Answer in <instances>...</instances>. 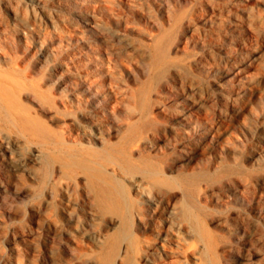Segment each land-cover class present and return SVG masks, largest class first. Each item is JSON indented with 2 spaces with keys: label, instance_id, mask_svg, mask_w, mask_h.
<instances>
[{
  "label": "rangeland",
  "instance_id": "obj_1",
  "mask_svg": "<svg viewBox=\"0 0 264 264\" xmlns=\"http://www.w3.org/2000/svg\"><path fill=\"white\" fill-rule=\"evenodd\" d=\"M260 137L264 0H0V264H264Z\"/></svg>",
  "mask_w": 264,
  "mask_h": 264
},
{
  "label": "bare ground",
  "instance_id": "obj_2",
  "mask_svg": "<svg viewBox=\"0 0 264 264\" xmlns=\"http://www.w3.org/2000/svg\"><path fill=\"white\" fill-rule=\"evenodd\" d=\"M84 87H85V86H84ZM259 141H260V142H264V137H260ZM7 190H8V192H10L9 189H4V191H7ZM12 198H13V197H12Z\"/></svg>",
  "mask_w": 264,
  "mask_h": 264
}]
</instances>
